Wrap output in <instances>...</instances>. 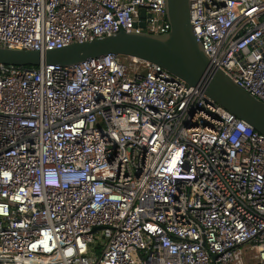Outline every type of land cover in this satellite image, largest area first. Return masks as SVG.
<instances>
[{
    "label": "built area",
    "instance_id": "obj_1",
    "mask_svg": "<svg viewBox=\"0 0 264 264\" xmlns=\"http://www.w3.org/2000/svg\"><path fill=\"white\" fill-rule=\"evenodd\" d=\"M190 1L213 66L264 103V0ZM170 28L166 0H0L11 49ZM119 58L0 65V264H264V135Z\"/></svg>",
    "mask_w": 264,
    "mask_h": 264
},
{
    "label": "water",
    "instance_id": "obj_2",
    "mask_svg": "<svg viewBox=\"0 0 264 264\" xmlns=\"http://www.w3.org/2000/svg\"><path fill=\"white\" fill-rule=\"evenodd\" d=\"M166 11L171 28L165 35L120 31L91 42L47 51L0 46V65L73 67L109 55L138 59L159 65L188 86L200 88L217 104L264 135V103L213 66L191 23V1L166 0ZM146 17L143 9L139 23L142 28L146 27Z\"/></svg>",
    "mask_w": 264,
    "mask_h": 264
},
{
    "label": "rangeland",
    "instance_id": "obj_3",
    "mask_svg": "<svg viewBox=\"0 0 264 264\" xmlns=\"http://www.w3.org/2000/svg\"><path fill=\"white\" fill-rule=\"evenodd\" d=\"M119 59H120V61H122L123 63H129V58H127V57H120Z\"/></svg>",
    "mask_w": 264,
    "mask_h": 264
}]
</instances>
